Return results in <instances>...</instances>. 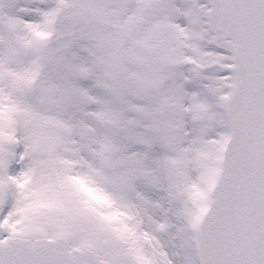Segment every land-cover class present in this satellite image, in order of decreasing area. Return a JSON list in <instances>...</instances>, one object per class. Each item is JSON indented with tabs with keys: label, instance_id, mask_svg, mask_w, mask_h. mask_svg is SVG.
Masks as SVG:
<instances>
[{
	"label": "snow or ice",
	"instance_id": "6c2138e0",
	"mask_svg": "<svg viewBox=\"0 0 264 264\" xmlns=\"http://www.w3.org/2000/svg\"><path fill=\"white\" fill-rule=\"evenodd\" d=\"M0 264H264V0H0Z\"/></svg>",
	"mask_w": 264,
	"mask_h": 264
}]
</instances>
